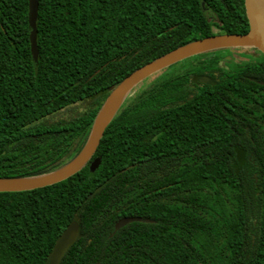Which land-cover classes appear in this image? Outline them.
<instances>
[{"label":"trees","instance_id":"obj_1","mask_svg":"<svg viewBox=\"0 0 264 264\" xmlns=\"http://www.w3.org/2000/svg\"><path fill=\"white\" fill-rule=\"evenodd\" d=\"M36 29L34 64L28 0H0V178L62 167L124 78L249 25L244 0H38ZM221 51L134 88L75 176L0 193V264H45L73 224L60 264H264V56L227 71ZM85 101L81 116L43 122ZM128 217L153 223L110 238Z\"/></svg>","mask_w":264,"mask_h":264},{"label":"water","instance_id":"obj_2","mask_svg":"<svg viewBox=\"0 0 264 264\" xmlns=\"http://www.w3.org/2000/svg\"><path fill=\"white\" fill-rule=\"evenodd\" d=\"M249 31L245 35H215L193 41L147 63L124 78L111 89L98 111L89 136L81 151L68 163L49 173L36 177L0 178V193H21L50 187L78 174L93 158L109 124L119 112L129 94L153 75L191 57L218 50L253 49L264 56V0H244ZM38 0H28V31L33 63L38 59L37 29ZM205 82V79H202ZM206 83V82H205ZM100 159L91 162L89 169L94 173ZM133 223L152 224L147 219L128 217L119 220L110 238L120 229ZM79 237V228L73 224L56 241L45 264H60L67 251Z\"/></svg>","mask_w":264,"mask_h":264},{"label":"rangeland","instance_id":"obj_3","mask_svg":"<svg viewBox=\"0 0 264 264\" xmlns=\"http://www.w3.org/2000/svg\"><path fill=\"white\" fill-rule=\"evenodd\" d=\"M226 56L227 64L221 63L222 68L225 70H232L239 66L249 64V63H255L259 62L261 60V56L259 53L253 49H234V50H223L220 54H224ZM164 73H158L156 76L150 77L148 80H146L139 88L150 82L153 78L160 76ZM91 101H85L78 103L76 105H73L51 117H48L43 122L45 124H54L58 122H68L74 118H77L84 114L90 107H91Z\"/></svg>","mask_w":264,"mask_h":264},{"label":"flooded vegetation","instance_id":"obj_4","mask_svg":"<svg viewBox=\"0 0 264 264\" xmlns=\"http://www.w3.org/2000/svg\"><path fill=\"white\" fill-rule=\"evenodd\" d=\"M202 79H203V80L205 79V82L207 83V81H208L207 78L202 77V78L200 79L201 83L205 84V82H202Z\"/></svg>","mask_w":264,"mask_h":264},{"label":"bare ground","instance_id":"obj_5","mask_svg":"<svg viewBox=\"0 0 264 264\" xmlns=\"http://www.w3.org/2000/svg\"><path fill=\"white\" fill-rule=\"evenodd\" d=\"M136 91V90H135ZM135 91L133 93H135ZM133 96V95H132Z\"/></svg>","mask_w":264,"mask_h":264}]
</instances>
